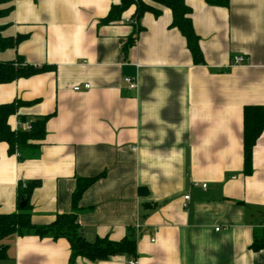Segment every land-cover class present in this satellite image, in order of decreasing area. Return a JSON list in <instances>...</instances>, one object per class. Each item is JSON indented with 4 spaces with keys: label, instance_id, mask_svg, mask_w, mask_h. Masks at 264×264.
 Segmentation results:
<instances>
[{
    "label": "crops",
    "instance_id": "0c3cea01",
    "mask_svg": "<svg viewBox=\"0 0 264 264\" xmlns=\"http://www.w3.org/2000/svg\"><path fill=\"white\" fill-rule=\"evenodd\" d=\"M113 3L0 5L11 7L0 17V35L24 37L0 52V61L22 57L48 68L0 85V105L24 104L9 117L11 130L46 118L34 155L20 160L0 143V215L17 213L19 187L34 184L30 221L48 226L71 213L77 180L93 179L78 201L87 242L132 237L136 264H264V130L250 174L243 152V110L264 106V0H229L227 7L184 0L199 65L170 28V10L151 4L160 15L145 13L134 24L130 7L119 21L100 24ZM134 27L140 28L135 45L123 50ZM233 56L246 61L231 65ZM255 240L263 242L258 251L251 249ZM1 245L0 264H69L65 239L23 232ZM129 259L78 257L74 264Z\"/></svg>",
    "mask_w": 264,
    "mask_h": 264
},
{
    "label": "trees",
    "instance_id": "16d2710c",
    "mask_svg": "<svg viewBox=\"0 0 264 264\" xmlns=\"http://www.w3.org/2000/svg\"><path fill=\"white\" fill-rule=\"evenodd\" d=\"M14 0H0V5H6ZM114 1V0H112ZM113 3L107 16L100 21L102 25H109L119 21L122 13L130 7L135 8L133 22L145 14L150 13L154 17L160 15V11L151 4L158 5L170 10L172 21L170 28L176 29L186 40L187 48L195 64H203L202 55L199 48V39L193 31L190 18L191 10L185 5L184 0H117ZM209 6L227 7L229 0H203ZM11 7L0 10V17L7 15ZM139 27H134L132 36L127 39L122 49L127 50L135 45ZM1 32V28H0ZM24 37L4 38L0 35V52L7 49H15L23 41ZM47 67L35 68L24 63L22 57H17L14 61H0V85L12 83L18 79L29 78L46 71ZM24 105L21 102L0 105V143L8 146L10 153H19V159L23 160V155H34L38 150L35 142L42 141L45 135L46 118L36 119L30 123L28 131L11 130L8 119L17 112V109ZM23 118H21L22 120ZM264 130V106H247L243 110V152L244 170L246 174L251 173L252 149L256 141ZM24 153V154H23ZM94 180H77V186L71 196L72 211L69 214L57 215L54 222L48 226H34L30 221V210L28 201L33 190V185L19 187L18 205L25 201L23 209L18 208L17 213L10 215H0V260L6 257V250L1 245V240L13 233L23 232L33 233L40 238H51L53 240L65 239L70 246L69 264H74L80 257L92 263L107 261L114 256L124 255L135 258V239L125 238L120 242H111L108 239H97L94 242H87L81 234V228L77 223L78 201L83 192ZM263 242L255 240L251 245L253 251L262 248Z\"/></svg>",
    "mask_w": 264,
    "mask_h": 264
},
{
    "label": "built area",
    "instance_id": "2783aa9c",
    "mask_svg": "<svg viewBox=\"0 0 264 264\" xmlns=\"http://www.w3.org/2000/svg\"><path fill=\"white\" fill-rule=\"evenodd\" d=\"M246 59L243 56H233L231 59V65H239L245 63ZM125 82L128 84L130 89H136V83L131 79H126ZM85 89H88V86H85ZM24 131H28L30 129V124H24ZM19 157V154H16ZM26 185L23 184L22 188H25ZM201 187L206 189V184H202ZM184 202L186 203L189 200V196H184ZM186 207V204L183 205ZM128 264H136V260L134 258H130Z\"/></svg>",
    "mask_w": 264,
    "mask_h": 264
},
{
    "label": "water",
    "instance_id": "95a60500",
    "mask_svg": "<svg viewBox=\"0 0 264 264\" xmlns=\"http://www.w3.org/2000/svg\"><path fill=\"white\" fill-rule=\"evenodd\" d=\"M25 205H26V202L23 201V202L20 203L19 208L20 209H23L25 207Z\"/></svg>",
    "mask_w": 264,
    "mask_h": 264
},
{
    "label": "rangeland",
    "instance_id": "374dc122",
    "mask_svg": "<svg viewBox=\"0 0 264 264\" xmlns=\"http://www.w3.org/2000/svg\"><path fill=\"white\" fill-rule=\"evenodd\" d=\"M114 2H115V3H118V1H117V0H114Z\"/></svg>",
    "mask_w": 264,
    "mask_h": 264
}]
</instances>
